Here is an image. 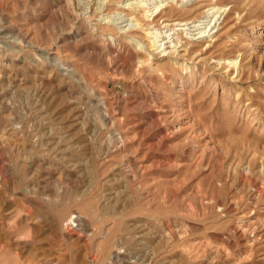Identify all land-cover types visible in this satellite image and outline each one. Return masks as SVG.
I'll use <instances>...</instances> for the list:
<instances>
[{"label":"rangeland","instance_id":"374dc122","mask_svg":"<svg viewBox=\"0 0 264 264\" xmlns=\"http://www.w3.org/2000/svg\"><path fill=\"white\" fill-rule=\"evenodd\" d=\"M213 1L0 0V264H264V0L159 14Z\"/></svg>","mask_w":264,"mask_h":264},{"label":"bare ground","instance_id":"6f19581e","mask_svg":"<svg viewBox=\"0 0 264 264\" xmlns=\"http://www.w3.org/2000/svg\"><path fill=\"white\" fill-rule=\"evenodd\" d=\"M221 0H215V3H214V1L213 2H211V4H208V5H206L205 7H204V9H203V7H202V4L200 5L199 4V6L195 9V8H193L192 10H188V11H186V13L187 14H191V13H193L194 12V14L196 13V12H198V14L197 15H195L194 17L192 16V18H187V19H185V20H183V19H180V18H176V19H174V17H175V13H176V9L174 8V7H172V8H170V9H168V10H165V11H163V9L161 10L162 12H160L159 14H161L162 13V15H161V17L160 18H164V20L163 21H173V20H176V21H178V23H177V25L179 24V25H189V24H191V23H195L196 21H199V18L200 17H207V14L206 13H208V9H205V8H207V7H209V9L210 8H212V7H216V6H218L221 2H220ZM231 1V0H230ZM235 1V0H234ZM233 1V2H234ZM237 1V0H236ZM241 1V0H240ZM259 2V1H258ZM249 3V2H248ZM131 13V12H130ZM132 14V13H131ZM159 14H153V13H151L150 14V12L148 11V10H146V9H143V11H140V13H139V15L138 14H134V17H136L137 18V20L139 21V24H140V28L142 29H147L148 27H150V25L152 24L151 23V20H153L156 16H158ZM152 15H154V18H152V19H150L151 18V16ZM133 17V18H134ZM181 22H185L184 24H180ZM224 22V21H223ZM171 25H174V24H171ZM170 26V25H169ZM215 26H217V23L215 24ZM214 26V27H215ZM220 27H222V25H218V28H220ZM9 28V27H8ZM139 28V29H140ZM223 28V27H222ZM12 29V28H11ZM135 29V28H134ZM151 29V28H150ZM144 30V31H145ZM212 30V29H211ZM205 31H207V30H205ZM205 31H202L201 32V36H199V38H204L205 36H203V34H204V32ZM150 33V35L151 34H153L154 32H152V31H150V32H148L147 34H149ZM3 34V33H2ZM5 34V33H4ZM9 35V34H8ZM3 36V35H2ZM208 36V35H207ZM217 39H218V37H217ZM7 40V39H6ZM14 40V39H13ZM192 43V42H191ZM208 46L205 48H203L202 49V47L201 48H197L198 47V45H196V44H189V45H187L186 47H185V49H184V54H182L181 56H178L179 58H183V59H186V60H191L192 58H190L189 56L190 55H192V56H194L193 54H194V52L195 53H200V52H202V51H207L208 50V48H210L211 47V45H217L216 44V42L213 44L212 43V40L211 41H208ZM21 44V43H20ZM33 44V43H32ZM153 46V45H152ZM197 48V49H196ZM189 58H188V57ZM187 57V58H186ZM48 59V58H47ZM46 59V60H47ZM196 60L198 61V59L196 58ZM146 61V60H145ZM197 63V62H196ZM201 63V62H200ZM220 64V63H219ZM223 65H225V68H229L230 69V67H233V66H230V64L228 63V62H225V63H223ZM60 67V66H59ZM223 67V66H222ZM189 68V67H188ZM233 68H235V67H233ZM49 69H50V71H53L54 69L52 68V67H49ZM213 70V69H212ZM193 72V71H192ZM10 75V74H9ZM71 75V74H70ZM73 75V74H72ZM75 75V74H74ZM2 77V76H1ZM51 77V76H50ZM6 78V80L7 81H9L12 77H11V75L10 76H6L5 77ZM48 78V77H47ZM13 79V78H12ZM69 78L68 77H62L60 80H57V82H58V84H57V87H56V89H57V91L58 92H62L63 91V88L65 87V85H68L72 90H70V93H74V90L73 89H76V83L74 84V83H72L71 81L70 82H67L66 80H68ZM44 81V80H43ZM43 81H40V82H38V80H34L33 81V84L34 85H36L37 86V88H40V90H42L43 88H45L46 87V83L45 82H43ZM83 82V81H82ZM75 87V88H74ZM46 89V88H45ZM77 90V89H76ZM77 92V91H76ZM48 93V92H47ZM46 93V94H47ZM54 93H55V91H54ZM78 93V92H77ZM84 94V93H83ZM77 95V94H76ZM87 97V96H86ZM97 97V96H96ZM101 97V96H100ZM103 98V97H102ZM102 98H97L96 99V106H103V107H106V102L104 101V99H102ZM88 100H90V102H94L93 100V98L92 97H89V99ZM78 105V104H77ZM9 108V107H8ZM82 112V111H81ZM106 115V114H105ZM104 115V116H105ZM107 117V116H106ZM26 118V117H25ZM23 120V119H22ZM30 120V119H29ZM28 120V121H29ZM23 122V121H22ZM6 124V123H5ZM26 124V123H25ZM23 127V126H22ZM22 127H15L14 128V130L16 131V130H18V132H19V129H23ZM0 139L1 140H3V141H5L4 142V144H8V141L7 140H11V139H8L7 138V136L6 135H8V137H9V135H10V133L7 131L6 132V129L5 128H2V124H0ZM13 130V129H12ZM11 132V131H10ZM22 132V131H21ZM12 135V134H11ZM3 141H1V142H3ZM10 142H12L13 144H14V142L13 141H10ZM16 144V143H15ZM13 148V147H12ZM25 148V147H24ZM23 148V149H24ZM25 151V150H24ZM43 193H45V188H43ZM10 213V212H9ZM80 217V216H79ZM79 217H77V215H73L72 217H71V219H70V221H77V219L78 220H80L79 219ZM24 220L26 219V218H23ZM69 224V223H68ZM67 225V224H66ZM117 258V257H119L118 255H115L114 256V258Z\"/></svg>","mask_w":264,"mask_h":264}]
</instances>
